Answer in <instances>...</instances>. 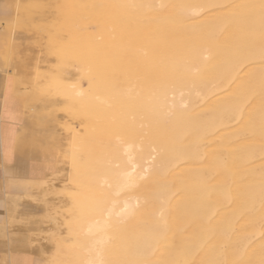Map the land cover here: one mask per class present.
<instances>
[{
  "label": "bare ground",
  "instance_id": "obj_1",
  "mask_svg": "<svg viewBox=\"0 0 264 264\" xmlns=\"http://www.w3.org/2000/svg\"><path fill=\"white\" fill-rule=\"evenodd\" d=\"M60 3L46 26L45 3L0 2V22L79 66L54 84L85 134L64 154L75 191L51 264H264V0ZM5 241L48 264L23 233Z\"/></svg>",
  "mask_w": 264,
  "mask_h": 264
},
{
  "label": "rangeland",
  "instance_id": "obj_2",
  "mask_svg": "<svg viewBox=\"0 0 264 264\" xmlns=\"http://www.w3.org/2000/svg\"><path fill=\"white\" fill-rule=\"evenodd\" d=\"M50 1L53 3H51ZM56 1L58 3V6L56 5L57 3H55ZM58 1L59 0H41V1L23 0V2H25L28 8H31V6H33L31 9L36 8L34 6L35 4L42 5L43 3H45V5L44 4L43 5L47 6L48 9L47 8L45 9L44 15L46 17H44L45 21L43 22V24H45L46 26H49L52 23L54 24V21L56 22L58 21L54 18L56 14L59 15L60 11L61 12L66 11L65 10L66 8L60 3L61 0L59 2ZM0 2L12 3L13 0H0ZM59 4H61V8L59 7L60 6ZM52 5L58 7V11L54 10L55 7L53 8ZM37 15L38 12L36 11L33 12V10L32 12L31 10L27 11V9L24 8V10L23 9L19 10L17 18L20 21H22L23 18L26 19L29 16H37ZM57 15L56 18L59 19ZM59 16L61 17V15ZM0 23L6 24L5 22H0ZM7 25L12 27V31H11V37L7 43L8 44L7 48L10 50L7 49L2 51L3 60L5 58V62L3 64V70L4 71L8 69L10 70L13 76L12 82L14 86V91L21 95L22 100L24 99L23 101L18 100L17 97L15 98V96L12 95L11 100L17 102L19 108L18 110L20 111V113H22V111L25 112V115L28 117V119L33 122L35 128L32 127V129H30V126L28 125L26 126L28 127L29 133L30 130L32 131L34 130V133L36 134L33 144L34 151L37 155H40V159L42 163L40 164V166L42 167L44 166L47 169L43 175H41L40 177H36L35 179L32 180L33 192L30 193V197L26 198L27 201H29L27 203L30 204L22 202V204L19 205L18 208L20 217L17 220L10 219L8 221L9 231H11L12 225H18L19 226V227L17 226L18 229H13L14 230L13 233L12 232L5 233L3 237L4 239H7L11 234L23 233V235L27 237V239L29 240L30 245L33 248V251L35 252L36 256L38 255L44 258L48 264H51V260L49 258H51L55 250L54 242L56 243L57 239L60 238V236H62L63 234H65L66 228L64 221L69 218L66 216L67 215L70 216L71 214L72 209L70 208V205L71 207H73L70 196L72 193H74L75 189L73 187V183L69 179L67 180L66 178V167H67V164L65 163L67 159L66 156L68 151L71 149L74 133L80 135V133L82 132L81 135L83 136L85 134L84 131L85 128L83 126V123L81 122L80 117L73 118L75 117L73 103L64 100L60 101V99L63 97L58 92V89L55 88L54 84L57 79V76L58 75L63 76L62 75L63 72H64L63 77H67L68 78L67 81L68 82L70 81L71 83V81L75 79L74 76L79 66L78 64L74 63L72 65L73 66L72 69L71 63H73V61L71 60H70L71 63L70 64L68 63L70 66L66 65L65 62L68 59L64 58L60 54L59 48L57 47L58 44L55 43L54 41L52 42L50 37H48V34H45L43 31L37 29L31 30L30 28L28 27L26 28L25 26L14 27V25L11 26L10 23H8ZM17 33H20L22 37H18ZM65 35L66 34H64V36ZM17 40H19V42H17ZM9 52H11V55L9 54ZM8 54L11 58L8 57V59H6ZM5 55L6 57H4ZM59 59H61L62 61ZM63 59L65 62L63 61ZM8 60L10 61V63ZM122 62L120 63L122 64ZM18 63L21 65H19ZM17 67H19L20 69H17ZM129 67L130 66H128V68ZM74 70L76 71L74 72ZM133 70L129 71L130 74L128 73V77L126 76L127 78L131 79L134 78L135 76L142 77V74L140 75V73L139 75L136 74L134 77L133 75L131 77V73L133 74L134 72L137 71V70L135 71V69ZM69 71L70 72L73 71L71 72V74L74 73L72 77ZM26 75L29 76L27 77ZM28 79H30L29 80L30 84H28L29 82L26 81ZM31 79L34 82L33 84ZM134 79L135 81L137 80V82L138 81L141 82L140 80H142V78H139L140 80H138L137 77H135ZM36 80L38 81L36 82ZM132 80L133 79H131V81ZM131 81L129 80V82ZM137 82L136 84H139V82L138 83ZM171 82L173 83V85H175V88H178V85L181 86L184 85V82L182 81L176 82L171 80ZM19 84H21L20 85L21 87L18 86ZM173 85L169 84V87L170 86L172 87ZM183 92L185 91L181 92L182 96L184 95L182 94ZM28 94H30L29 97ZM28 100L31 102V104H28L29 103ZM54 115H56L57 117H55ZM72 121L74 122L73 124ZM118 134L119 132H115V133L113 132L110 136H108V139L111 142H114L116 135L118 136ZM55 135L57 138L55 137ZM119 138H122V136H120ZM57 139L59 142L57 141ZM49 144L51 146H48ZM67 147H69V149ZM65 153L66 156H64ZM46 180L48 181L47 183L50 182L51 187L48 184H46ZM45 185L46 186L48 185L49 187H43V188L40 187ZM46 188L48 189L50 188V189L48 190ZM72 190L73 192H71ZM64 214L66 218L65 217L63 218Z\"/></svg>",
  "mask_w": 264,
  "mask_h": 264
},
{
  "label": "crops",
  "instance_id": "obj_3",
  "mask_svg": "<svg viewBox=\"0 0 264 264\" xmlns=\"http://www.w3.org/2000/svg\"><path fill=\"white\" fill-rule=\"evenodd\" d=\"M11 31L12 27L0 23V264H24L21 252L10 247L3 235L18 229L19 226L12 225L9 231L8 219L11 215V219L15 220L20 217L18 207L22 202H29L26 198L33 192L32 180L44 174V167L40 166L42 164L40 155L34 152L33 144L36 134L34 130H30L29 133L26 125L30 126V129L35 126L25 112L20 113L17 102L11 100L12 95L18 100H22V97L14 91L10 70H3L2 51L8 49L7 43L11 37ZM17 36L22 37L20 33H17ZM17 197L20 200L16 199ZM7 203L9 205L15 203L13 208L15 211L12 210L10 215L7 211ZM24 241L26 249L31 250L30 242L25 236ZM33 255L31 254L29 258V264L34 262Z\"/></svg>",
  "mask_w": 264,
  "mask_h": 264
}]
</instances>
